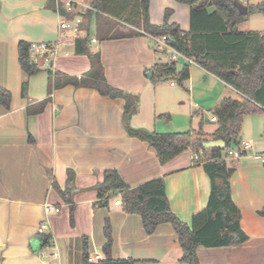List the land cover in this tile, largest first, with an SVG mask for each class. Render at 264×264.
<instances>
[{"label":"crops","instance_id":"obj_1","mask_svg":"<svg viewBox=\"0 0 264 264\" xmlns=\"http://www.w3.org/2000/svg\"><path fill=\"white\" fill-rule=\"evenodd\" d=\"M68 2L76 5L72 15L76 16L87 14L93 0H0V88L12 96L9 108L0 105V264H42L44 235L51 236L49 249H44L52 264H83L85 242L91 261L105 260L107 225L113 259L184 264L171 224H161L148 235L141 216L116 205L120 196L101 206L96 188L107 170H116L130 187L164 178L172 211L191 226L193 216L207 208L212 188L202 165L193 161V150L161 164L148 143L128 135L124 99L66 84L68 79L85 78L91 70L90 58L77 53L76 43L62 45L49 70L40 67V73L28 76L20 67V42L60 39L59 23L70 16ZM167 9L172 10L170 23L188 32L191 8L176 0H159L157 9L151 0V23L163 25ZM82 18L88 23L84 28L89 49L100 55L108 84L139 97L138 112L130 120L133 129L183 133L198 130L203 123L211 141L218 124L212 114L216 125L209 128L205 112L212 113L226 98L242 100L233 87L199 65L173 63L168 52L158 53L152 36L118 38L126 27L115 35L97 28L101 19L110 17ZM246 24L248 19L239 30L250 32L244 30ZM157 64H175L176 77L188 67L190 78L179 83L175 77H158ZM239 136L252 150L240 159L227 158V164L233 170L232 199L248 241L233 247H200L201 264H264V217L259 215L264 209V113L246 115ZM47 205L60 211L46 213ZM43 224L47 229L41 235Z\"/></svg>","mask_w":264,"mask_h":264},{"label":"trees","instance_id":"obj_2","mask_svg":"<svg viewBox=\"0 0 264 264\" xmlns=\"http://www.w3.org/2000/svg\"><path fill=\"white\" fill-rule=\"evenodd\" d=\"M151 0H93L87 14L78 16L92 19L104 15L120 20L129 27L118 38H134L150 35L152 37L174 39L178 52L195 61L207 72L215 75L233 87L242 100L224 99L211 112L217 118L218 129L211 136L213 140H223L224 149L203 148L208 136L203 132V123L198 130L183 133H150L130 126L131 118L138 112L139 97L125 93L110 86L104 75V68L99 54L89 49V37L76 42L78 54L90 58L91 70L85 78L68 79L66 84L76 87L94 88L111 99L125 100L124 125L128 135L144 141L153 148L161 164H165L188 149L195 152L202 150L196 165H202L211 180V195L208 206L193 216L192 225L182 222L172 211L164 178H158L138 187H130L116 170H107L104 180L97 186L101 206H107L111 198L120 196L124 212L139 215L148 235L153 234L161 224H171L179 238L183 251L181 262L201 264L198 249L221 248L241 245L248 241V236L241 228V212L232 199L231 177L233 170L227 164V152L239 147L241 127L248 114L264 113V32H242L239 26L249 16L264 13V2L249 7V14L241 16L233 3L236 0H176L191 8L190 30L185 32L178 24L170 23L171 9L165 12L163 25H154L150 21ZM89 36V34H88ZM30 46L20 42L18 47L19 64L28 76H34L41 69L31 62ZM174 63V62H173ZM175 64H157L154 68L158 77H175L179 83L190 78V70L185 67L176 77L172 69ZM60 86V85H58ZM27 85L23 86V90ZM11 93L0 88V105L9 108ZM42 102L40 106H44ZM69 183H73L70 179ZM264 217V209L259 212ZM107 243L103 251L105 260L93 262L89 256L88 244L83 246V264H137L136 260H115L112 258V233L109 225L105 228ZM42 247L50 244L51 236L44 235Z\"/></svg>","mask_w":264,"mask_h":264},{"label":"built area","instance_id":"obj_3","mask_svg":"<svg viewBox=\"0 0 264 264\" xmlns=\"http://www.w3.org/2000/svg\"><path fill=\"white\" fill-rule=\"evenodd\" d=\"M67 14H70L69 17L66 15L61 19L59 23V31H60V39L56 42H42V43H32L30 46V58L31 62L44 69H51L54 63V60L58 57L60 53L61 46L65 43L75 44L77 40L88 37V32L84 28V19L82 16H72L74 12L77 11L76 5L74 3L68 2L66 4ZM156 42V48L161 53L171 52V61H179L183 60L188 65L196 64L195 61L191 58H188L178 52L168 41L166 36L164 37H153ZM93 43H96V39L91 40ZM174 85V83H172ZM264 110V107H263ZM214 121H217V118H213ZM250 150H252V145L248 142H241L239 147L231 148L227 152V157L231 159H240L245 154H247ZM200 154H202V150L199 152L193 151L192 158L194 162L200 160ZM264 161V157H263ZM116 205L122 206V200H117ZM46 213H52L55 211L58 213L60 210L58 208H53L49 205L45 208ZM47 226L43 224L39 229V233L41 235L44 234ZM49 249V245L43 247V250L40 252V257L42 259V264H52L49 260V255L46 253L45 249Z\"/></svg>","mask_w":264,"mask_h":264},{"label":"rangeland","instance_id":"obj_4","mask_svg":"<svg viewBox=\"0 0 264 264\" xmlns=\"http://www.w3.org/2000/svg\"><path fill=\"white\" fill-rule=\"evenodd\" d=\"M236 1H238L239 3L245 6H256L264 2V0H236ZM158 3H159V0H153L155 9H157ZM106 19H108L109 21L101 19V21L98 22L97 24L98 30L103 29L105 33L115 35V34H118L119 31H122L124 27H126L124 26V23L121 22L120 20H116V19L111 20L110 18H106ZM86 25H88V23L85 19L84 26L87 27ZM126 28L129 29V27H126ZM243 28L244 30H249V31L264 32V13L263 15L249 16L248 24L244 25ZM100 34H101V30H100ZM156 51L158 53H161L160 51L157 50V48H156ZM169 55L171 56V52H168V56ZM161 56L163 57V55ZM182 61L177 64V67L179 69L182 67V64H183ZM191 67L194 68V66H191ZM211 118H212V113H210L209 111L208 112L206 111L204 122L207 124V126H209V128H214L213 126H215L216 123H213L211 121Z\"/></svg>","mask_w":264,"mask_h":264},{"label":"water","instance_id":"obj_5","mask_svg":"<svg viewBox=\"0 0 264 264\" xmlns=\"http://www.w3.org/2000/svg\"><path fill=\"white\" fill-rule=\"evenodd\" d=\"M234 7L237 8V10L239 11V14L241 16H247L249 14V8L241 3H239L238 1H235L233 3ZM171 45L178 50V44L174 39L170 40ZM147 77L149 79L153 78V72H149L147 74ZM226 147V143L223 140H211V141H206L203 143V148L206 150H210V149H224Z\"/></svg>","mask_w":264,"mask_h":264}]
</instances>
